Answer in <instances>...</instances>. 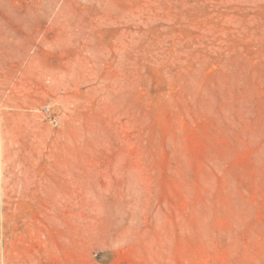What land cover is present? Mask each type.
Segmentation results:
<instances>
[{
    "label": "rangeland",
    "instance_id": "374dc122",
    "mask_svg": "<svg viewBox=\"0 0 264 264\" xmlns=\"http://www.w3.org/2000/svg\"><path fill=\"white\" fill-rule=\"evenodd\" d=\"M0 264H264V0H0Z\"/></svg>",
    "mask_w": 264,
    "mask_h": 264
},
{
    "label": "built area",
    "instance_id": "2783aa9c",
    "mask_svg": "<svg viewBox=\"0 0 264 264\" xmlns=\"http://www.w3.org/2000/svg\"><path fill=\"white\" fill-rule=\"evenodd\" d=\"M48 112H49V109H48V108H46V109H45V113H46V114H48Z\"/></svg>",
    "mask_w": 264,
    "mask_h": 264
}]
</instances>
